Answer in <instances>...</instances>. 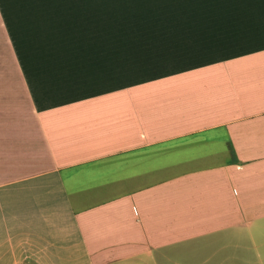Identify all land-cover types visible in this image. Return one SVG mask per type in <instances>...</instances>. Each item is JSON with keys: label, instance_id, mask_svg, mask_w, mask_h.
<instances>
[{"label": "crops", "instance_id": "obj_1", "mask_svg": "<svg viewBox=\"0 0 264 264\" xmlns=\"http://www.w3.org/2000/svg\"><path fill=\"white\" fill-rule=\"evenodd\" d=\"M11 49L0 264H264V48L46 108Z\"/></svg>", "mask_w": 264, "mask_h": 264}, {"label": "trees", "instance_id": "obj_2", "mask_svg": "<svg viewBox=\"0 0 264 264\" xmlns=\"http://www.w3.org/2000/svg\"><path fill=\"white\" fill-rule=\"evenodd\" d=\"M38 108L264 48V0H0Z\"/></svg>", "mask_w": 264, "mask_h": 264}, {"label": "rangeland", "instance_id": "obj_3", "mask_svg": "<svg viewBox=\"0 0 264 264\" xmlns=\"http://www.w3.org/2000/svg\"><path fill=\"white\" fill-rule=\"evenodd\" d=\"M0 20V77L15 76V56L13 55L10 42L8 40V31Z\"/></svg>", "mask_w": 264, "mask_h": 264}]
</instances>
